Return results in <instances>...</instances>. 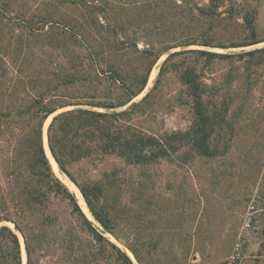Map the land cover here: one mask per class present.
Here are the masks:
<instances>
[{
  "label": "rangeland",
  "instance_id": "obj_1",
  "mask_svg": "<svg viewBox=\"0 0 264 264\" xmlns=\"http://www.w3.org/2000/svg\"><path fill=\"white\" fill-rule=\"evenodd\" d=\"M208 3L0 0V45L4 47L0 53L8 54L20 43L21 55L34 60L21 70L10 67L14 76L49 72L50 50L43 44L51 33L61 39V28L75 30L91 44L134 41L142 50L144 42L157 49L194 43L171 49L168 54L202 50L226 56L210 63L194 54L175 58L178 66H195L205 84V104L216 123L211 137L215 157L193 158L179 152L170 161L136 166L97 153L69 167L80 186H101L100 204L111 207L118 218V239L104 235L134 264L140 263L129 247L137 251L141 264H228L242 238L246 243L241 264H264V52L243 55L264 48V0H219V8L210 15H199L194 9ZM251 12H255L256 39L263 42L230 47L250 40L243 17ZM109 23L116 29L114 39L98 27ZM202 42L210 47L201 46ZM168 54L161 56L146 88L132 101L139 102L150 94L144 114H135L133 122L151 135L185 131L191 125L185 89L175 72L162 77L152 91ZM54 57L59 60V53ZM105 59L139 65L137 56L129 52L105 55ZM49 122L43 130L45 137ZM55 208L64 224L71 221L65 204ZM248 219L250 228L245 227ZM3 224L17 234L10 222ZM64 257L59 248H50L40 264H65Z\"/></svg>",
  "mask_w": 264,
  "mask_h": 264
},
{
  "label": "trees",
  "instance_id": "obj_2",
  "mask_svg": "<svg viewBox=\"0 0 264 264\" xmlns=\"http://www.w3.org/2000/svg\"><path fill=\"white\" fill-rule=\"evenodd\" d=\"M218 8L219 0H209L203 8L194 6L199 15L214 14ZM254 17L255 12L243 17L250 40L230 47L263 42L256 39ZM98 27L114 37L116 29L110 23ZM59 32L61 39L51 33L43 44L50 50L49 72L16 76L9 73L10 67L21 70L34 64L33 59L21 55L20 43L8 54L0 53V264H23L20 239L3 224L6 222L12 223L23 238L26 264H40L45 250L50 248L63 252L65 264H134L104 235L118 239V218L111 207L100 204L101 186H80L69 167L97 153L136 166L170 161L179 152L193 158L215 157L211 137L216 123L205 104V84L195 66H178L175 58L194 54L196 59L210 63L226 56L202 50L168 54L171 49L194 43L157 49L144 42L140 50L134 41L91 44L73 29L61 28ZM200 45L210 47L208 42ZM1 51L4 47L0 45ZM55 52L59 53V60L54 57ZM118 52L135 54L139 65L105 59V55ZM257 52H264V48L243 55ZM165 54L168 55L152 91L162 77L175 72L185 89L192 120L185 131L157 136L133 122L135 114H144L143 106L150 94L139 102L132 101L144 91L153 67ZM58 111L61 112L52 118L47 129L48 149L102 230L83 213L75 196L53 172L45 153L43 126ZM58 204L66 205L69 223L64 224L57 214ZM129 249L141 264L137 251Z\"/></svg>",
  "mask_w": 264,
  "mask_h": 264
},
{
  "label": "bare ground",
  "instance_id": "obj_3",
  "mask_svg": "<svg viewBox=\"0 0 264 264\" xmlns=\"http://www.w3.org/2000/svg\"><path fill=\"white\" fill-rule=\"evenodd\" d=\"M49 121H50V118L47 120L46 126H47V123ZM44 147H45V153L47 155V158L49 159V162L51 164L52 170L54 171V173L56 174V176L60 179L61 183H63L69 189V191L75 196V198L77 199V202H78L80 208L82 209V211L84 212V214L90 220H93L92 217H91V215L89 214V211L86 208V205H85V203H84V201L82 199V196L80 195L79 191L75 188V186L67 178H65L64 176H62L60 174V172L58 171V167L56 165V162L54 161V159L52 158L51 154L48 151L47 136L46 137L44 136ZM24 258H25V255L23 253V248H22V260Z\"/></svg>",
  "mask_w": 264,
  "mask_h": 264
},
{
  "label": "built area",
  "instance_id": "obj_4",
  "mask_svg": "<svg viewBox=\"0 0 264 264\" xmlns=\"http://www.w3.org/2000/svg\"><path fill=\"white\" fill-rule=\"evenodd\" d=\"M250 223H251V221L249 219L246 220L245 227L250 228ZM245 243H246V241L244 238L239 239L236 242V244L234 246L233 253L228 260V264H241L243 262V260L245 259V254L243 251Z\"/></svg>",
  "mask_w": 264,
  "mask_h": 264
},
{
  "label": "water",
  "instance_id": "obj_5",
  "mask_svg": "<svg viewBox=\"0 0 264 264\" xmlns=\"http://www.w3.org/2000/svg\"><path fill=\"white\" fill-rule=\"evenodd\" d=\"M61 111H58V112H56V113H54L53 115H51L50 117H48L47 119H46V121L50 118V122H51V120H52V118L54 117V116H56L58 113H60ZM46 121H45V123H46ZM50 122H49V124H50ZM45 123H44V126H43V130H44V127H45ZM49 124H48V126H49ZM47 129H48V127L46 128V136H47ZM43 146H44V132H43ZM44 150H45V148H44ZM48 151H49V149H48ZM49 153H50V151H49ZM51 154V153H50ZM83 198V197H82ZM92 217V216H91ZM88 218V217H87ZM89 219V218H88ZM90 220V219H89ZM91 221V220H90ZM12 224V223H11ZM1 225H3V224H1ZM5 225V224H4ZM12 226H13V228H14V230L17 232V234L19 235V237L21 238V242H20V244H21V251H22V248H23V253H24V255H25V248H24V242H23V238H22V236H21V234L18 232V230L16 229V227L12 224ZM135 260V259H134ZM23 261V260H22ZM25 261H26V255H25ZM25 264H26V262H25Z\"/></svg>",
  "mask_w": 264,
  "mask_h": 264
}]
</instances>
